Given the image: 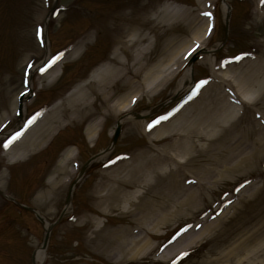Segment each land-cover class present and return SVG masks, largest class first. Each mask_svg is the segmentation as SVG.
<instances>
[{"label": "rangeland", "instance_id": "374dc122", "mask_svg": "<svg viewBox=\"0 0 264 264\" xmlns=\"http://www.w3.org/2000/svg\"><path fill=\"white\" fill-rule=\"evenodd\" d=\"M225 2L229 6L227 36L217 48L224 35L220 0H0V264H31L33 251L39 247L44 235V226L33 213L11 202L10 198L36 209L49 223L59 219L50 230L44 258L39 264H218L215 259H221L231 244L251 235L247 243H243L248 257L244 252L235 253L228 262L234 264L237 256H243L245 262L241 264H250L252 260L264 264L259 262L264 256V156L254 170L246 167L228 172L207 189L194 185L196 196L188 201L191 204L173 216L168 213L178 198H184L181 193L171 195L167 200L157 198L161 201L157 205L151 202L153 189L146 184L132 186L129 178L117 191L115 184L121 185V181L115 182L113 176L114 165L125 163L117 170L119 175L127 174L128 178L129 168L136 169L141 164L139 158L133 160V155L145 149L154 154L158 150H167L169 143L182 134L183 115L193 118L194 105H204L212 93L218 95L216 100L220 98V104L231 106L236 103L233 105L236 106V112L233 111L237 118L235 127H247L255 120L252 113L264 102V84L259 93L248 95L251 97L248 102L240 103L231 83L236 82L233 74L238 70L250 67L251 71L257 70L252 64L254 56L260 55L258 48H262L259 41L264 39V22L256 13H264V0ZM165 11H172L170 14L174 17L171 15L165 22H160ZM191 15L193 20L188 27L185 23ZM201 17L209 18V31H204V35L196 28L201 24ZM142 22L146 23V28L140 26ZM138 27L143 28L150 42L148 52L139 59H147L148 67L154 66L159 58L166 62L168 55L177 50L179 57L175 63H170L173 72L168 73L162 84L150 92L140 93L137 92L140 88L136 89V99L127 110L107 112L101 100L95 99L96 83H88V75L111 58L120 40L129 41L130 32ZM116 30L119 32L115 33ZM42 32L51 62L34 69L28 76V69L44 56ZM199 34L205 39L201 40ZM75 46L77 50L71 52ZM198 47L206 52H200L188 66L187 60ZM138 48L139 44L133 45L130 51L136 52ZM57 56L59 59H52ZM53 65H56L57 75L50 81L46 73ZM134 67H137L135 62L126 66L123 73L131 74L135 80L143 78V86L149 85L152 73L145 75L144 69L134 74ZM261 76L264 77V71L257 79H262ZM28 78L32 87L24 102L26 129L3 137L17 120L14 113L17 96L26 90L24 83ZM181 78L182 87L176 89ZM83 80L91 97V103L85 105V113L89 110V116L86 117L87 113L85 117L79 114L63 117L60 101ZM122 84H115L119 92L123 90ZM189 92L190 97L176 111L166 119L158 118L181 95ZM259 94L261 96L256 100ZM55 106H58L56 114L61 119L60 124L38 148L16 162H9L5 154L8 143L24 136L36 122H42L43 117L46 120L48 112ZM93 121L98 122V129L95 137L89 139L85 129ZM165 121V127L155 138L158 125ZM118 122L120 130L115 143L85 166L73 186L71 202L65 207L69 186L77 179L80 167L91 155L109 146ZM202 131L208 134L207 128L196 130ZM223 133L215 129L211 136H219L222 141ZM192 138L197 139L196 136ZM249 139L254 141L252 136ZM199 142V147L203 148L207 139ZM252 148L246 149L251 151ZM65 150L71 153L65 165L69 176L63 175L65 184L48 193L46 181ZM198 160L200 167L208 162L203 154ZM143 171L145 176L149 173ZM112 188L115 198H103L102 194ZM95 189H99V199ZM145 201L157 206L161 211L159 215L163 212L167 215L163 222L158 223V218L155 220L158 223L156 231L149 229L150 220L146 225L141 224L147 218H141L138 205ZM216 207V213L208 217V211ZM218 215L223 219L217 221ZM88 227H101L104 232L113 230L121 233L118 235L121 239L123 236L141 242L136 245L133 256L117 259L112 253L113 245L100 248L88 241ZM143 240L146 242L142 243ZM169 248H173L170 255L167 254Z\"/></svg>", "mask_w": 264, "mask_h": 264}, {"label": "bare ground", "instance_id": "6f19581e", "mask_svg": "<svg viewBox=\"0 0 264 264\" xmlns=\"http://www.w3.org/2000/svg\"><path fill=\"white\" fill-rule=\"evenodd\" d=\"M222 3V5L224 6H222L221 8L224 11V0L222 1ZM170 13H172V11H169V13L165 11V14L162 13L160 22H165L168 17H171V15L172 17H174V15ZM256 15L258 17H262V20L264 22L263 12L257 11ZM201 18V24L196 28L200 29L202 31V35H204V31L208 29L209 22L206 18ZM192 20L193 15L189 16L186 19V26L189 27ZM141 25L143 28L147 27L146 23L144 22L140 23V26ZM143 28L132 30L130 32L129 41L120 40L118 49L113 51V55L111 56V58H107L105 62L94 68L88 75V81L90 80L88 83H90L91 81H95L96 83L95 89L93 90L95 93V99L99 98L101 100V102L103 103L102 107L107 112L127 110V108H129L128 106L135 99L136 89L140 88L137 91L140 93L145 92V90L150 92L155 87L163 83L168 73L173 72V68L170 66V63L176 62L177 58L179 57V50L171 52L166 58V62H163L162 58H159L151 68L148 67V63L145 62V60L147 61V59L143 61L139 60L141 57L146 55L150 45L147 33L142 31ZM117 32L119 31L116 30L115 33ZM202 35L199 34L198 36L201 40L205 39V37H203ZM190 39H192V37ZM143 42H146V44L141 45ZM136 44H139V48L136 50V52L130 51L131 47ZM259 44L262 46L261 50L260 47L258 48L260 55L258 57L254 56L255 61L252 64L257 70L251 71L252 67H250L248 70H238L237 74H233L236 82H230L232 85H234V87L232 86V91L238 96V98H240V103L241 101L248 102L247 100L251 98L248 95L252 93L254 96L255 93H259V90L262 89L264 84V80H262L264 79L263 76H261L262 79H257L261 75V73L263 74L264 71V39H261L259 41ZM180 46L181 45H179V47ZM77 48V46L73 47V50L71 52H75ZM194 48L195 46L190 50V52ZM49 58L50 53L47 49V46L45 45L44 56L42 58V61H39L37 65L40 66ZM133 62L137 64L136 69L134 67V74L136 72L138 73V71H143L144 69L146 70L145 75L152 73V75H150L149 85L143 86V78H141V80H135L133 79V76L131 74L123 73V69L128 65H132ZM57 64H59V62H57ZM37 65L31 66L29 68V72H32ZM55 66L56 65H53L50 68L49 72L46 73V76H50V81L57 75ZM188 69L189 68H187L186 70ZM184 75L182 76V78L185 77ZM182 78L177 83L176 89H180L182 87ZM116 83H123V90L119 92L118 87L115 88ZM31 87L32 84L30 85V88ZM85 87L86 83L85 80H83V82L75 85L74 88L69 91L67 95H65L66 98L60 101V104L62 103L60 107V113L63 117L72 118L76 114H79L80 117H85L87 113L88 114L86 115V117L89 116V110L87 111V113H85V105H89L91 103V97L90 92H87ZM189 87L190 86H188L187 89H189ZM22 94H25V92H22ZM217 96L218 95L212 93L204 102V105H194L193 118L183 115L182 119L185 121V125H180L182 134H179L178 137H176L171 141V143H169L167 150H158L155 151L154 154L153 152L150 153L149 150L145 149L137 155H133V160L139 158L141 164L139 167H136V169L129 168L130 175L128 178L127 174L119 175V171L117 170L121 169L125 165V163L119 165L120 167L117 164L114 165L115 167L113 168L115 169V173L113 174V176L116 177L115 182H117L116 180L121 181V185L117 183L115 184L117 187V191L119 187H124L122 183H125V179L130 178V184L132 186L146 184L149 189L152 188L153 196L151 197V202L153 201L157 205L161 204V201H158L157 198L161 197L167 200L171 199V197L169 196L178 195L181 193L184 198H181L182 196L178 198V200L175 201L170 212L168 213L169 215L173 216L183 212V209L191 204L188 203V201H191V199L196 196L194 193V190L196 188L201 189L202 187H204L207 189L210 184H213L217 181L218 178H222L224 175L228 174V172L232 173V171H236L241 168H243L244 170L246 169V167L254 170L257 167L258 161L261 160V158L264 156V149L262 148V146L264 145V102L254 108L252 117L254 116L255 120L250 121L247 127L239 128L235 127L237 118H235V114H233L234 112H236V106H233L236 105V103L233 102L231 106L226 103L220 104V98L216 100ZM260 96L261 94H259L255 99L259 100ZM112 97H114L113 101ZM225 99L229 101L226 95ZM64 100H66L65 103ZM57 107L58 106H55L48 112L49 114L46 120L45 117H43L42 122H36L34 127L28 131V133L31 131L29 134L25 133L24 136L19 137L16 141H12L9 144L8 150L5 151L7 160L9 162H16L18 159L24 157L31 151L38 148L46 140V138L49 137L52 130L60 124L61 119L58 118V115L56 114ZM23 114L24 109H22L21 111V116H23ZM166 123L167 121L162 122L158 125L155 132H157V130L159 131L156 134H154L155 132L153 133L155 138L160 135L159 132L161 129L163 130V127H165ZM97 125V121H93L88 124L85 129L87 138L92 139L95 136L96 130L98 129ZM202 128H207L208 134L204 133V131H202L201 133L196 132V130L201 131ZM142 129L144 131V125L142 126ZM215 129L220 133L224 131V133L221 134L225 136L222 141H219V136H211ZM184 131L185 133H183ZM194 136L197 137L196 140H193L192 137ZM251 136L254 141L249 139ZM202 139H207V143L203 148L199 147L200 142L198 143V141ZM197 143L198 148H202L200 149V151L197 148ZM252 146L253 148L251 149V151L246 149ZM200 154H203L205 159L208 160V162L202 167H200V164L198 163V157ZM70 156L71 153L69 150H65L60 154V158L57 160L55 167L53 168L46 181L48 183V193H51L55 188H57L58 186H62L65 183L63 175L69 174L65 168V165L68 161L67 159L70 158ZM182 157L184 158L180 159ZM232 159L234 160L232 161ZM162 163H165V165ZM143 169L149 172L146 176ZM193 186L196 188H193ZM154 187H157V189H155ZM94 192L96 194L95 196L99 199V189H95ZM114 194L115 192L112 188L109 192L102 194V197L106 198V196H110L114 199ZM131 204L133 203L131 202ZM138 206L139 211L141 212V218H147V221L141 222V224L144 223V225H146V223L150 220V222H152V225L149 227V229L152 231H156L158 228V223L163 222L165 218L167 219V215L165 216V212L159 215L161 213L159 208L157 206L154 207L146 201L144 203H140ZM217 209L218 207H216L215 209H211V211H208L207 216L210 217L211 215L216 213ZM135 218L138 219L140 218V216H136ZM156 219L158 220V223L155 221ZM222 219V215L216 216L217 221ZM44 226L46 228L49 225H47V222H45ZM88 230L90 232L88 235V241L94 242L100 248H106L113 245L112 253L117 259L125 260L126 258L133 256L136 250V245L141 242V240L138 242V240H135L134 238L127 240L126 238H123V236L121 239V236H118L119 234H121L120 232H115L113 230L104 232L101 227H88ZM250 237H252V235ZM250 237H244L239 242L231 244L227 248V250L223 252L222 258H218L215 260L219 262L218 264H233L228 261L233 255H235V253L244 252L246 254L245 248L243 249V243L246 244L247 239H249ZM130 242H132L131 245H129ZM145 242L146 240L142 241V243ZM173 243H175V241ZM173 248H169L167 250L168 255H170L169 253ZM237 257L238 258L235 260L234 264H241L245 262V258H242L243 256ZM43 258L44 252L39 246V248H37L33 252V264H39L43 260ZM247 260L248 259H246V262L249 263V261ZM259 262H264V256L259 260ZM250 264H258V261L252 260Z\"/></svg>", "mask_w": 264, "mask_h": 264}, {"label": "snow or ice", "instance_id": "6c2138e0", "mask_svg": "<svg viewBox=\"0 0 264 264\" xmlns=\"http://www.w3.org/2000/svg\"><path fill=\"white\" fill-rule=\"evenodd\" d=\"M52 59H53V60H55V59H59V57H58V56H57V57H53ZM50 62H51V61H49V63H50ZM40 71H43V68H41ZM162 119H163V118H162ZM7 146H8L7 143H5V147H7Z\"/></svg>", "mask_w": 264, "mask_h": 264}, {"label": "water", "instance_id": "95a60500", "mask_svg": "<svg viewBox=\"0 0 264 264\" xmlns=\"http://www.w3.org/2000/svg\"><path fill=\"white\" fill-rule=\"evenodd\" d=\"M194 58V57H193ZM117 132H118V129H116V131H115V134H114V136H113V139L112 140H114L115 138H116V136H117Z\"/></svg>", "mask_w": 264, "mask_h": 264}]
</instances>
